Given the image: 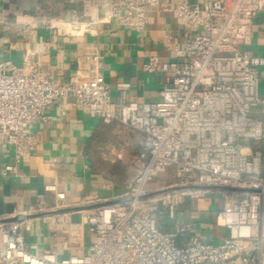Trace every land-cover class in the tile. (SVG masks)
Listing matches in <instances>:
<instances>
[{
	"label": "built area",
	"instance_id": "obj_1",
	"mask_svg": "<svg viewBox=\"0 0 264 264\" xmlns=\"http://www.w3.org/2000/svg\"><path fill=\"white\" fill-rule=\"evenodd\" d=\"M70 2L80 3L84 13L71 9V27L57 28L75 25L82 31L79 19L86 17L91 26L139 30L148 6L160 0H58L53 12L60 21ZM172 10L196 31L176 48L174 61L152 55L143 64L146 72L166 77L155 102L114 104L110 86L99 77L97 51L83 56L92 65L90 74L78 72L69 81L50 78L32 58L19 67L0 56V147L13 149L16 158L4 174L17 171L35 149L34 123L49 121L51 105L70 96L104 124L121 122L147 139L134 158L138 173L127 191L83 213L96 234L88 254L61 256L28 243L36 219H70L66 194L56 190L53 206L42 192L34 212L16 207L0 218V264H264V56L244 48L264 0H179ZM167 170L176 181L155 186ZM208 194L223 200L215 220L228 234L217 243L176 220L187 199Z\"/></svg>",
	"mask_w": 264,
	"mask_h": 264
},
{
	"label": "crops",
	"instance_id": "obj_2",
	"mask_svg": "<svg viewBox=\"0 0 264 264\" xmlns=\"http://www.w3.org/2000/svg\"><path fill=\"white\" fill-rule=\"evenodd\" d=\"M178 1L160 0L148 6L146 23L139 30L97 23L89 31H80L75 25L70 30L55 27H71L67 20L50 24L47 16L56 5L52 0H0V56L19 67L32 58L50 78L69 81L78 72L90 74L92 65L83 56L97 51L102 56L99 77L110 86L114 104L122 100L155 102L166 77L160 71L146 72L143 64L152 55L163 62L174 61L176 48H182L185 38L196 31L172 10ZM244 48L264 56V12L254 21L251 41ZM120 83L130 86L124 89ZM47 115L49 121L34 123L36 147L17 164V171L4 174L3 169L14 165L16 158L13 149L0 147V218L16 207L34 212L42 192L53 206L55 191L61 190L72 211L70 219H36L26 238L43 251L82 256L96 240L83 213L127 191V178L133 174L129 164L147 139L144 133L121 122L104 124L76 104L73 96L52 104ZM173 178V172L167 170L160 183L156 180L153 184L158 186ZM222 206L223 200L214 194L187 199L178 207L176 220L190 224L191 234L217 243L228 234L215 220ZM78 236L80 240L75 242Z\"/></svg>",
	"mask_w": 264,
	"mask_h": 264
},
{
	"label": "rangeland",
	"instance_id": "obj_3",
	"mask_svg": "<svg viewBox=\"0 0 264 264\" xmlns=\"http://www.w3.org/2000/svg\"><path fill=\"white\" fill-rule=\"evenodd\" d=\"M55 15L56 14L53 13L52 15L47 16L48 19H50V21H51L50 24H52V25H54V21H60V19L58 18V16L56 15V17H55ZM79 21H80V23H82V27H83L82 31H88V29L91 28V25L90 24L87 25V23L91 21L90 18L83 17V18H80ZM56 27H60V26H57L56 25ZM260 72H261V76H260V94H261L262 97H264V67H260ZM129 165L133 169V174L129 178H127L126 183H128L138 173V166L136 165L135 162H133V163H131ZM124 173L126 175V171L125 170H124ZM157 181L159 182V179ZM175 181H176V179L174 177L173 180L170 181V182H175Z\"/></svg>",
	"mask_w": 264,
	"mask_h": 264
},
{
	"label": "water",
	"instance_id": "obj_4",
	"mask_svg": "<svg viewBox=\"0 0 264 264\" xmlns=\"http://www.w3.org/2000/svg\"><path fill=\"white\" fill-rule=\"evenodd\" d=\"M55 4H57V2H58V0H52ZM66 9H67V12H65V14H64V18L66 19V20H70L71 19V15H70V10L71 9H78V13H79V15H83V10H82V8H81V4L80 3H77V2H70V3H68L67 5H66ZM53 13H55V12H51V13H48V16H50V15H52Z\"/></svg>",
	"mask_w": 264,
	"mask_h": 264
},
{
	"label": "bare ground",
	"instance_id": "obj_5",
	"mask_svg": "<svg viewBox=\"0 0 264 264\" xmlns=\"http://www.w3.org/2000/svg\"><path fill=\"white\" fill-rule=\"evenodd\" d=\"M68 21V20H67ZM69 24H65L63 27L68 26Z\"/></svg>",
	"mask_w": 264,
	"mask_h": 264
}]
</instances>
